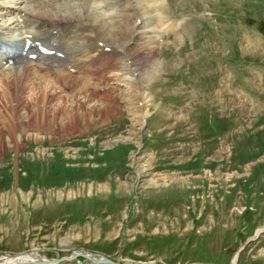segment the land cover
<instances>
[{
	"label": "rangeland",
	"instance_id": "rangeland-1",
	"mask_svg": "<svg viewBox=\"0 0 264 264\" xmlns=\"http://www.w3.org/2000/svg\"><path fill=\"white\" fill-rule=\"evenodd\" d=\"M125 6L136 75L0 90V259L264 264V0Z\"/></svg>",
	"mask_w": 264,
	"mask_h": 264
},
{
	"label": "bare ground",
	"instance_id": "bare-ground-1",
	"mask_svg": "<svg viewBox=\"0 0 264 264\" xmlns=\"http://www.w3.org/2000/svg\"><path fill=\"white\" fill-rule=\"evenodd\" d=\"M128 1L131 0H7L5 3L13 5L8 7L0 3V90L17 101V108L24 107L19 96L23 87L44 99L45 94H55L47 92L50 84L60 86L57 78H64L65 86L77 74L87 78L89 73L91 77L88 69L98 63L103 71L109 66L107 59L112 58V68L118 66L126 75L133 70L136 75V64L122 63L129 31L133 36L141 28L132 25L138 10L136 6H125ZM42 48L49 50L48 55L40 53ZM42 262L43 258L33 254L0 259V264H46ZM231 264H237L235 257Z\"/></svg>",
	"mask_w": 264,
	"mask_h": 264
},
{
	"label": "water",
	"instance_id": "water-1",
	"mask_svg": "<svg viewBox=\"0 0 264 264\" xmlns=\"http://www.w3.org/2000/svg\"><path fill=\"white\" fill-rule=\"evenodd\" d=\"M263 230H261V231H258L257 232V234H256V237H257V235L259 234V233H261ZM240 250H242V248L240 249ZM78 256H81V257H83V258H90L92 261H93V263H95V264H115V263H113V262H111L110 260H108V259H106V258H104V257H100V259H96L95 257H96V255L95 254H91V253H89V254H86V253H84V252H76V253H73L69 258H64V259H56V260H53V261H51L50 260V262H60V261H62V260H67V261H70V260H73L74 258H76V257H78ZM124 264H134V263H124ZM148 264H154V263H148Z\"/></svg>",
	"mask_w": 264,
	"mask_h": 264
}]
</instances>
